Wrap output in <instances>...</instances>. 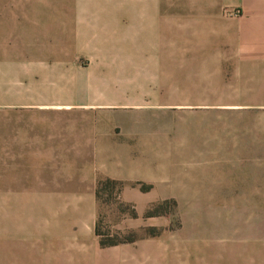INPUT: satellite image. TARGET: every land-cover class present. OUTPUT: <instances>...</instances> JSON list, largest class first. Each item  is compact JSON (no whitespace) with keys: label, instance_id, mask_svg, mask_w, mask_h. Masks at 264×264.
<instances>
[{"label":"rangeland","instance_id":"rangeland-1","mask_svg":"<svg viewBox=\"0 0 264 264\" xmlns=\"http://www.w3.org/2000/svg\"><path fill=\"white\" fill-rule=\"evenodd\" d=\"M40 1L0 0V36L4 20L13 26L20 14L36 18L56 8ZM238 3L161 0L168 25L204 26L182 31L191 35L186 41L168 32L167 45H213L221 58L229 43L224 24L238 19ZM4 56L0 264H36L23 253L33 231L47 226L54 207L79 204L54 195L79 190L94 194L98 243L141 247L142 264H264L262 87L225 86L216 62L212 75L181 79L166 97H107L62 108L63 116L31 117L26 111L40 108L16 106L15 71L2 69Z\"/></svg>","mask_w":264,"mask_h":264},{"label":"crops","instance_id":"crops-1","mask_svg":"<svg viewBox=\"0 0 264 264\" xmlns=\"http://www.w3.org/2000/svg\"><path fill=\"white\" fill-rule=\"evenodd\" d=\"M53 2L56 8L47 16L20 14L13 26L8 25L11 20H4L5 33L0 36L5 48L0 47L5 55L1 67L15 71L16 106L40 108L26 111L31 117L63 116L69 111L62 108L86 107L107 97H166L167 87L181 79L197 78L204 71L212 75L216 62L225 86L238 84L241 92L250 83L262 87L264 94V0H239L242 13L236 21L224 24L229 43L223 46L221 58L215 57L213 45H167L168 32L186 41L191 35H180L182 31L203 30L204 26L168 25L161 14V0ZM97 85L108 86L98 90ZM124 85L129 88H120ZM154 87L158 93L152 95ZM54 196L79 204L53 208L47 226L33 231L30 249L23 251L29 261L142 264L141 247L100 246L94 234L91 191Z\"/></svg>","mask_w":264,"mask_h":264},{"label":"trees","instance_id":"trees-1","mask_svg":"<svg viewBox=\"0 0 264 264\" xmlns=\"http://www.w3.org/2000/svg\"><path fill=\"white\" fill-rule=\"evenodd\" d=\"M109 184H112V182L111 181H107ZM98 235V234H97ZM98 236H100V235H98ZM130 242H132V240H130ZM99 244H100V246H102V247H109V246H114V245H117V244H120V243H116V242H106V241H104V240H100L99 241Z\"/></svg>","mask_w":264,"mask_h":264}]
</instances>
